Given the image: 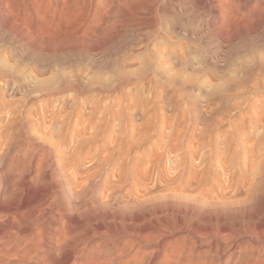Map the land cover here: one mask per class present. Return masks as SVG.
<instances>
[{"label":"bare ground","instance_id":"obj_1","mask_svg":"<svg viewBox=\"0 0 264 264\" xmlns=\"http://www.w3.org/2000/svg\"><path fill=\"white\" fill-rule=\"evenodd\" d=\"M199 32L228 46L260 37L264 34V0H0V37L7 36L22 46L20 59L30 62L19 71L29 70V74L39 79L29 84L32 90L22 93L26 86L16 77L20 65L17 64L18 69L9 68L0 60L3 90L25 94L9 103L0 100V264H89V261L92 264H264V115L257 122L256 139L248 137L245 145H240L239 139L234 141L233 158L240 147L245 159L241 171L238 169L240 174H233L227 180L228 185L222 186L215 201L202 199L201 195H197L201 198L190 197L194 195L189 191L191 188L190 198L183 192L187 196L181 195V201H172L173 210L178 204L176 207L186 211V231L176 240L168 239L169 234L167 237L165 233L168 228L154 227L147 235L140 232L137 236L131 233L122 236L116 226L112 227L114 223L109 226L119 209L115 200L111 204L108 201L110 205L106 206L107 198L101 199V187L97 185L105 166L98 156L104 136L101 121L97 122L95 131L92 129L94 133L88 140L72 126L71 118L59 121L53 116L50 122L46 120L49 112L46 107L61 97L68 94L84 97L98 92L97 83L88 85L77 74L72 80L64 75L65 78L51 84L49 80L40 81V76L57 65L60 71L76 63L95 68L100 55L109 52L119 56L125 50L122 55L126 56L127 48L136 47L146 55L149 72L154 75L156 68L164 65L171 69L193 65L217 72L219 65L215 61L214 64L207 58L191 59L192 52L183 43ZM128 35L129 41H125ZM12 52L17 53L9 52L7 59ZM131 61L126 56L121 66L126 67ZM221 63V72L238 67L230 95L248 99L257 96L264 103V53L254 63L237 66L229 59ZM252 121L250 126H254ZM71 140L76 141L75 145L68 143ZM89 142L97 144L96 148L93 145V153L85 147ZM66 144L70 146L69 152L65 150ZM205 180L202 176L198 185L202 187ZM116 183L111 184L110 190L116 189ZM163 203L167 206L169 202Z\"/></svg>","mask_w":264,"mask_h":264},{"label":"rangeland","instance_id":"obj_2","mask_svg":"<svg viewBox=\"0 0 264 264\" xmlns=\"http://www.w3.org/2000/svg\"><path fill=\"white\" fill-rule=\"evenodd\" d=\"M201 35H203V32H199L197 35L194 34L195 37L192 35L191 40L183 41V43H187L188 45L186 48L188 47L187 49H190L192 52L191 59H195L196 61H204L207 58L208 61H212L211 63L215 61L220 66L224 63H221V61L229 59L239 66L244 62L254 63L260 61L264 53V34L259 35L260 37L250 38L249 40L243 39L241 43H234L233 46L223 45L218 40L216 41V37L211 35L205 37L203 35V38ZM196 36L201 38L200 41H198L199 39L197 40ZM2 38L0 37V49L3 47L0 50L1 63L9 68L15 67L16 69L20 65V69L17 71L21 70V67L24 65L27 66V62H30L29 59H20L22 58V46L17 45L15 41L12 42V40H9L7 36H2ZM128 38L129 35L125 41H129ZM253 41L256 42L253 43ZM236 45L238 46L236 47ZM138 49L136 47L133 50L127 48L126 54L128 55L126 56L131 58L132 61L126 67L121 66L122 60L126 58V56L122 55L125 53L124 50L119 56L109 52L103 57L100 55V59L102 60L97 59L99 65L96 64L97 66L95 68H92L89 64L85 65L86 63L78 65L75 62L76 64L69 66L67 70L65 68L61 72L57 65L52 68L53 71L51 69V72L42 77L40 76L39 78H42L40 81L44 82L43 80H49L48 83H52L64 75H68L69 78H66L72 80V76L74 75V78H80L82 82L88 85H96L97 83L98 86L97 93H92L84 97L68 94L52 102L46 107V112L49 111L47 112L46 120L50 122L53 116L59 121L64 117L71 118L72 126H76L78 132L81 133V137H86L88 140L93 135L95 127L99 126L97 124L101 121L104 128V136L99 144L98 156L103 159L105 166L97 185L101 187V199L103 201L106 198L108 199L104 201L106 206L115 200L114 202L117 204L116 208L119 209V214L118 212L117 214L122 217L120 218V216L116 215L120 218L119 221L116 217L113 219L114 222L108 219L107 223L111 222L109 226L114 223L112 227L114 228L116 226V231L122 236L127 233L137 236L140 232H142L140 233L141 235H147V232L152 231L154 227L162 230L168 228L169 231L167 229L165 230L166 235L169 234V237L167 235L168 239L176 240L186 231V226L184 225L186 211L185 209L178 208L179 206L176 207L178 204L176 206L174 205L173 210V204L178 203L177 200L182 198L181 195L184 198V195L187 196L190 192L191 195H194H188V197L197 198L201 195L203 197L202 199L206 198L205 200L207 201L214 199L213 201H215L216 194L222 190V186L228 185L233 174H240L245 153L239 147L236 157L233 158L234 141L239 139L240 145H245L248 137L254 136L253 139L257 138V122L264 115V109L262 108L264 103L261 101L263 99L257 96L248 99L242 95H237L236 97L230 95L229 91L234 88L232 81L238 77L236 73L238 67L229 68L230 70L221 72L218 66L217 73L214 70L208 71V69L205 70V68L203 69L202 67L193 65L184 69H182L183 67H177L178 69L174 67L171 69V67L164 65L157 67L156 75H154L150 73L151 71L149 72L150 66L146 55L141 49ZM128 50L130 53H127ZM11 51H17V53L13 54L12 52L11 59H7L6 57ZM131 51H134L132 53L136 55L134 54L133 56ZM241 51L244 53H240ZM17 54H19V57L16 56ZM222 56L223 58L221 59ZM219 59L221 60L219 61ZM56 60L59 59L56 57ZM19 61L23 62L20 63ZM98 66H106V68H99L100 71L102 69L100 72ZM83 68L85 72H83ZM194 69L196 70L194 71ZM54 70L56 71L55 73ZM65 70L67 71L66 73L64 72ZM94 70L97 72L94 73ZM57 71L60 73L57 74ZM223 72L227 73L225 75L221 74ZM29 73L30 71L25 69V71H19L16 75L26 86L24 90L20 91L22 93L26 90H32L30 85H33V83L39 80L33 73ZM125 81L127 83L123 84ZM3 91L2 83L0 82V100L3 99L8 103L17 98L22 99L20 98L22 95V97L25 96L22 93L12 94V92L8 93ZM238 107H241V109H236ZM248 113L251 115L249 116ZM1 118L3 119L5 117L2 116ZM249 119L253 120V123L255 122L253 124L254 126L249 125ZM46 124L48 127L49 123ZM53 129H55V126ZM70 142L72 145L76 143L75 140L68 141L69 144ZM68 145L66 144L67 147L65 150L69 152L70 146L68 147ZM93 145L96 148L97 144L95 145L90 142L85 147L94 149L93 151L91 150L93 153L95 151ZM105 154L106 157H104ZM88 160H85L86 166H88ZM233 167L234 170H232ZM202 176L206 180L201 187L198 184H201L199 181ZM114 182H117V186L112 191L110 190L111 184L113 185ZM189 184L193 188L187 187ZM189 188L191 189L189 190ZM188 190L190 191L189 193ZM183 192H187V195ZM169 193L170 196H168ZM106 194L110 195L107 196ZM145 197H148V199ZM149 197L155 201L152 202ZM157 197H164V199H162L163 201H158L159 198ZM143 198L147 202H144L142 200ZM163 202L169 203H166L167 206H165ZM170 202H172V208L168 206ZM131 206H134L133 209H131ZM163 206L164 208L162 209ZM165 207L169 210H166ZM153 214L157 215L154 216ZM153 217L156 221L153 220ZM181 217L183 221H180ZM116 223L120 224V226ZM151 224L153 225L151 226ZM162 224L163 226H161ZM121 226L124 227L125 232ZM121 229H123V233ZM177 230L179 233H177ZM134 231L136 232L133 233ZM143 232L146 233L143 234Z\"/></svg>","mask_w":264,"mask_h":264}]
</instances>
